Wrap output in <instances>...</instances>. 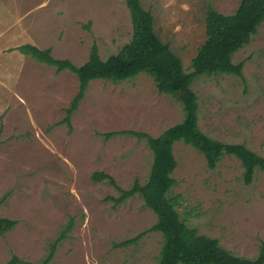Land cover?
Returning a JSON list of instances; mask_svg holds the SVG:
<instances>
[{
	"label": "rangeland",
	"instance_id": "rangeland-1",
	"mask_svg": "<svg viewBox=\"0 0 264 264\" xmlns=\"http://www.w3.org/2000/svg\"><path fill=\"white\" fill-rule=\"evenodd\" d=\"M141 1L191 73L200 128L264 156V20L233 56L245 61L243 77L198 74L191 60L207 38L208 9L229 14L241 0ZM132 35L126 0H0V216L17 220L0 234V264L14 254L31 261L50 256V264L157 263L164 237L149 230L156 213L139 194L117 204L109 197L121 194L118 186L148 179L153 152L132 131L158 136L184 120V94L160 92L144 72L93 79L67 120L77 74L16 49L32 43L82 65L94 44L106 59ZM173 147L178 164L171 193L181 195V219L236 254L256 257L264 245V170L257 168L248 183L234 154L210 168L192 145L177 141ZM96 171L116 184L95 180Z\"/></svg>",
	"mask_w": 264,
	"mask_h": 264
},
{
	"label": "trees",
	"instance_id": "trees-1",
	"mask_svg": "<svg viewBox=\"0 0 264 264\" xmlns=\"http://www.w3.org/2000/svg\"><path fill=\"white\" fill-rule=\"evenodd\" d=\"M130 10L133 35L131 40L117 52L103 59L97 45H93L89 59L82 65H75L70 59L56 58L51 48H40L32 43H24L16 49L35 59L55 66L57 71L68 69L75 72L79 79V90L71 106L67 109L66 119L77 108L93 79L124 80L141 72L151 75L160 92L174 95L184 94L186 117L181 122L154 136L137 131L139 138L146 142L153 152L148 179L135 183L129 189L118 186L121 194L110 196L115 203L139 194L145 205L157 215L156 222L149 230H159L164 241L156 264H264V245L254 257L241 256L224 247L218 238L200 233L182 220L178 211L181 195L171 190L177 183L173 172L177 167L174 143L183 141L203 153L210 168H215L225 154H234L244 167L243 176L251 182L255 170H264V156L245 143L226 142L210 136L199 126L197 95L191 91V73L184 66L182 58L163 41L155 29V16L141 0H126ZM264 20V0H241L237 9L229 14L211 7L206 15V40L199 46L191 60L195 73H234L243 77L244 60L235 62L233 56L248 43L257 32L258 25ZM113 132H108L107 136ZM95 180H106L116 184L115 178L107 172L93 173ZM17 220L0 216V234L13 229ZM68 222L64 232L71 228ZM63 236V233L62 235ZM60 236V237H61ZM141 233L128 238L120 244L127 245L136 241ZM51 258L31 261L14 254L5 264H50Z\"/></svg>",
	"mask_w": 264,
	"mask_h": 264
}]
</instances>
